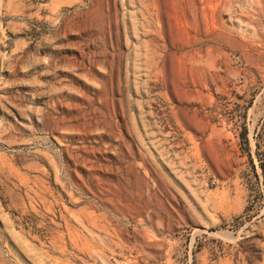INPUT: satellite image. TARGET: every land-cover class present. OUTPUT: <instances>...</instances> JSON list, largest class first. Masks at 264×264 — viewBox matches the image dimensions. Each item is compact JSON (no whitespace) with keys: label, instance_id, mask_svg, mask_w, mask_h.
<instances>
[{"label":"rangeland","instance_id":"1","mask_svg":"<svg viewBox=\"0 0 264 264\" xmlns=\"http://www.w3.org/2000/svg\"><path fill=\"white\" fill-rule=\"evenodd\" d=\"M0 264H264V0H0Z\"/></svg>","mask_w":264,"mask_h":264}]
</instances>
